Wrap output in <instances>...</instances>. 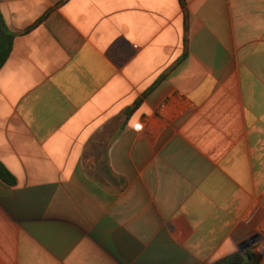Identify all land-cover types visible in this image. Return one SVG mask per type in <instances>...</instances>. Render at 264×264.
Masks as SVG:
<instances>
[{"label": "crops", "instance_id": "crops-1", "mask_svg": "<svg viewBox=\"0 0 264 264\" xmlns=\"http://www.w3.org/2000/svg\"><path fill=\"white\" fill-rule=\"evenodd\" d=\"M0 13V264H264V0Z\"/></svg>", "mask_w": 264, "mask_h": 264}, {"label": "trees", "instance_id": "trees-1", "mask_svg": "<svg viewBox=\"0 0 264 264\" xmlns=\"http://www.w3.org/2000/svg\"><path fill=\"white\" fill-rule=\"evenodd\" d=\"M14 38L15 35L8 30L0 13V69L5 65L12 52ZM0 179L10 186L17 184L16 178L1 164ZM213 264H258V262L255 253L248 249L243 254H235Z\"/></svg>", "mask_w": 264, "mask_h": 264}, {"label": "clouds", "instance_id": "clouds-1", "mask_svg": "<svg viewBox=\"0 0 264 264\" xmlns=\"http://www.w3.org/2000/svg\"><path fill=\"white\" fill-rule=\"evenodd\" d=\"M142 128H143V125L140 124V123H137L136 126H135V129H136L137 131H139V130L142 129Z\"/></svg>", "mask_w": 264, "mask_h": 264}, {"label": "water", "instance_id": "water-1", "mask_svg": "<svg viewBox=\"0 0 264 264\" xmlns=\"http://www.w3.org/2000/svg\"><path fill=\"white\" fill-rule=\"evenodd\" d=\"M245 248H247V247H245Z\"/></svg>", "mask_w": 264, "mask_h": 264}]
</instances>
